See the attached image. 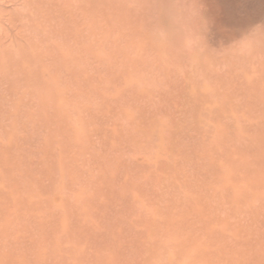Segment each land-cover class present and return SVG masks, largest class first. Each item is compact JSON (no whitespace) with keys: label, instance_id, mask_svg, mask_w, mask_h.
Masks as SVG:
<instances>
[{"label":"bare ground","instance_id":"1","mask_svg":"<svg viewBox=\"0 0 264 264\" xmlns=\"http://www.w3.org/2000/svg\"><path fill=\"white\" fill-rule=\"evenodd\" d=\"M43 1L45 2L46 0H43ZM55 1L59 2L58 5L57 3L55 5L56 6L60 5V9L62 8V6L67 5L65 7L67 8L66 10H68L69 12L73 11L74 12L73 14H75V16L78 15L77 12H80L81 9L83 13L85 11L86 14L84 13V15L85 17H88V20H87L88 22L84 20L83 21L84 24L82 25L90 27V30L92 27V29L97 30V32L101 31V29L105 27L106 30H103L104 32L109 30V32H107L106 34V37L108 33L111 34V36H109L110 43L115 44V45H117L116 43H120V44L123 43L121 44L122 46L125 45V43H128L126 44L125 49H124L126 50L127 45H128V54L126 52L127 56L124 55L126 58H123L125 62L120 61L121 58L124 56H121V57L119 56V59H120L119 63L122 64V65H119V67L121 68L123 66L125 67V69L123 67L124 71H122V69L120 70L122 71V73L125 72L124 76L127 78V85L125 86L127 88L126 89L127 99L125 100L126 102L123 100L125 104H123L122 106H125V105L132 106V108L134 109V113L128 117L129 119L128 121L134 122L136 130L141 133V135L139 136L135 132L134 136L137 135V137L138 136L139 138L141 137L140 138V141H142L141 143L143 144L144 142V144L147 145L149 151L152 150L155 154L156 153L155 150H156L157 157L154 158L153 157L154 154L152 156L151 152H150L151 154L147 152L149 155H151L152 158L151 160L149 159V161L151 162L153 161V163H155V166H154V164H152L151 162L150 163L144 162L142 155L140 156L142 157V159L141 158L135 159L136 157H133L132 156L133 153L131 152L132 154L130 153L129 155H131L135 160L133 159L134 162L130 166V167H133V169L132 170L129 169V171L127 170V172H130V171L133 172V170L143 171V176H145L143 177V179L150 178V182H151V178H152L154 180V183L157 181L162 182V181L170 180V182L169 181H166V182L168 184L170 183L174 187L179 188L178 194L181 193V192L179 193V191H181L180 188L185 189L186 190L185 192H188L187 193L188 198L186 199V201H184V204H181L176 201L174 202V200H176L175 198L173 201L168 200L169 202L171 201L173 202L171 203V205L168 204L169 208L167 207L168 209L171 208V211L166 212L164 211V208H163L161 209L162 213H160L159 216L153 217V216H156V215H153L151 218L150 216H146V212H144L143 209L139 210L136 208V204L138 206L140 202L139 201L136 202L134 200V198L141 199L144 202V206L145 204L149 205L150 203H152L153 201L152 197L154 196V193L151 192V194L148 195L149 192H147L146 194L144 191L145 185L142 186V185L137 184L139 181H137V183L134 184L137 180L135 179L132 187H130L132 188L131 189L133 190L132 194L134 195H130L131 193H128L127 191L126 192L118 191L115 187V185L118 186V184H121L122 186V184L124 183L125 184L127 182L130 183V180L132 178L131 176L133 175L132 172L128 173L129 175L132 174L131 176H128V175L123 176L122 174L121 176L115 175L114 181L112 180L113 182L110 186H108V184L106 183L107 182V179H106L105 183L107 187L102 188V189L100 188L99 189L100 193H98L99 191L97 192L98 196L100 195L103 197L105 204H106V209L100 212H97V211L91 212V210L89 209L90 210L89 212L92 216V217L91 216L89 217L93 219L96 224L107 223L109 227L106 230L108 231H111L109 228L114 229V227H116L117 229V227L119 226V222H120L116 215L118 214V211H116L117 213L115 214V217H113L114 214L112 213L115 211L116 207H119L122 205L124 209V213H126L125 216H127V213L135 212V214L131 215L133 217L127 216L126 218L130 220V217H131V224L133 227H130V226L129 227L132 229L134 228L133 233L136 234L137 236L136 237L133 236V240H130L131 238H129L128 240H130V242L127 243L128 241L126 239L125 240L127 242L122 240L126 236L125 229H122V230H117V232L115 233V237H116L115 239H113V237L111 238L110 236H108L111 238V240H109L107 237V234H104L103 231L102 233L101 230H99L100 228L98 230L101 233H99V231L98 232L92 231L91 227L88 228L90 225L89 226L84 225V224L75 225L76 220L75 222L70 221L69 224L72 225L70 227H73L72 229L74 231V234L76 235L78 242L83 241V242L89 243L91 244L89 246L92 248L96 246V249H94L96 253H92V255L90 256L93 260H90L89 259L90 257L88 256L89 257L88 261H90V264H93V263L95 264H138V263L139 264H264V0H60V1L48 0V2L50 3V6L51 5L53 6ZM26 2H29V0H0V8L1 10L2 8L11 9L13 11V14H15L14 13L15 11L17 13V10H18V14L20 15V18L25 16L24 17L25 19L23 18V20L25 21L27 20V23H29L30 21L28 19L29 17L28 14L31 11L27 13V16L26 14L22 12L23 13L22 17H21L22 13L19 12L21 11L19 9L26 6L27 4ZM48 2H47V7H48ZM63 3L65 4L63 5ZM75 3L76 4L78 3V5L81 6V9L77 10V7L79 6L78 5L76 6ZM31 4L34 7V9L39 10L37 11L38 14L41 12L40 11L41 6L42 7L44 6L42 1H41V4L38 5L39 9H37L38 6H36L35 3L33 5L32 1H31ZM71 5L72 6L75 5L76 8L73 9ZM68 6L69 7L71 6L70 8L72 9L69 10ZM17 7H19V9ZM55 7H54V10H55ZM43 8H45V6ZM60 9L59 11L63 13V16H64V13L67 12V16L63 17L64 19L70 17L69 16L70 13H68V11L63 10L64 11L63 12ZM57 10L55 14L59 13L57 12ZM43 11L42 13H40V15L44 13ZM51 11L50 12L47 11L48 15L46 12L45 13L47 16H49V18L51 17L50 19L52 22L51 21L50 22L52 24L53 23L52 19H54L53 18L54 15H52V13L54 14V11L52 12ZM49 13H51L52 16H50ZM18 14L14 15L17 21L19 18ZM33 14H36V11ZM73 14H70L71 15L70 19L73 17L72 16ZM79 14L81 15V13ZM1 16H3L2 19L6 21L3 11H2ZM36 16L38 15H35V17ZM45 16H44V20L47 17ZM83 17L82 19H86ZM76 18L77 17H75V19ZM56 19L55 21L57 22ZM44 20L43 22L42 20H38V22L40 21L39 22L40 24L41 22L42 24H44ZM17 21H16V26L15 24H13L14 22H12L13 25L12 24L10 25L12 27L14 26L15 28L18 27L17 29H20V26H17L19 24V21H18V24H17ZM25 21L24 22L21 21V24L25 25ZM55 21L54 23H56ZM58 21H60V19ZM81 22L79 20V25L81 24ZM1 23L3 24L2 21ZM47 23H49L48 20H47ZM64 23L66 24V22ZM70 23L66 24L67 28L71 26ZM56 24H58V22ZM72 24L74 23L72 22ZM74 25H78V24H74ZM59 26L57 25V27ZM31 27L33 28V26ZM76 27H80V26H76ZM25 28L26 27H23V29ZM72 28H73V25H72ZM100 34H102V31L101 33L99 32L98 35L103 36ZM97 37L95 38L97 39L96 42L98 43L99 42L98 40L100 37L98 38ZM0 39H3L2 36ZM10 39H12V36L10 37ZM101 39H105V38H101ZM105 40H102V41L106 43ZM100 43H103V42H100ZM108 46L109 45H107V47ZM117 50L119 51V49ZM112 52L114 54L116 53L114 50ZM123 53L124 52H123V47H122L121 55H123ZM114 54L112 57L114 58V62L112 63V66L114 65L116 60L118 61V58H117L118 55L116 54V56H114ZM111 61H112L111 59L108 60V62H111ZM117 64L118 63H116V66ZM116 66L114 65L115 68H117ZM110 67H108L109 68L108 72H110ZM145 68H147V70L149 69L151 71V74L153 71L154 72L153 74H156L157 76L155 77V75H152L153 79H155L153 81H158L163 86L162 87L163 90L160 89L161 90L160 92L157 90L159 86L156 87V89L154 88L155 85L153 86L154 88L153 93L154 94L159 93L158 95H156V97H158V100L157 98H155V96H153L156 100L153 102V105H152V100H151L152 98L150 97L151 93H149V91L152 92V90H149L150 88L148 89V86L151 87L150 84L153 83L152 78H150V80L147 81L149 83H146V84L142 83V85H148L147 87H145L146 89L144 90H139L140 85L138 86L137 84L138 83L140 84V80L139 82L137 81L138 79L136 80V82L138 83H135L133 81L134 80L133 78H136L135 74H137V71H138V75L140 73L139 71H141V74H142V70L144 71ZM101 70H99L100 73H102ZM106 70L107 69H105L104 71ZM120 70L119 72H121ZM117 71L115 70L116 74L118 73L119 80H118V77H116L118 81L114 83L110 81L109 82L110 85L121 83L122 79L120 80V75H119L120 73ZM97 72H98V68H97ZM110 73L112 74L113 72L111 71ZM146 73H149V72L147 71ZM143 74L145 75V71ZM143 74H142V77H143ZM146 76H144V78L142 79L146 80L147 77H150L149 74L147 77ZM92 77H91L92 79L91 81L94 80ZM86 78L88 79L89 77H86ZM97 78L98 77H96V79ZM112 79L113 78L109 80H112ZM83 80L85 81V79ZM100 83L102 82L100 81ZM78 84L80 85V83ZM105 85L106 84H104L103 86ZM82 86H84V84H82ZM117 86H120V84ZM117 86H116V90H118ZM137 86L139 89L137 88ZM76 89L78 91V87ZM126 90L124 91L126 92ZM94 91L92 93L93 96H94ZM107 91L108 90H106L105 92ZM121 91H122V88H121ZM80 92H81V89H80ZM111 92H114V90H112ZM90 94H91V91L89 95ZM115 94L117 95L116 92ZM93 96L91 95V97ZM108 96L111 97V95H108ZM118 96H121V94ZM118 96H117V99H118ZM98 97L100 98L99 94H98ZM104 98H106V95ZM113 99L114 98L112 99L109 98L107 101L110 102L111 100L113 101ZM120 100H122V97ZM120 100H119V104L121 106L122 101L120 102ZM114 102L117 104L116 100H114ZM115 107L112 104L111 105L105 104L103 109L102 107L101 108L98 107L101 109V114H99V116L98 115L94 116V119L98 120L99 123H101V125L104 127L102 130H100L102 128L100 125L101 128L100 127L98 128L100 131H97L98 129L96 131L94 130L91 136H93L92 139H96L97 141H99L101 145H103V147L104 146L107 147L104 149L105 155L106 153L110 155V153L114 151L123 150L124 148L126 149L123 151L127 152V154L131 151L127 149L128 147L127 143L129 141L126 143L127 145L126 147L123 142L124 139H122V137H124L125 133L121 130L123 132V136H122V134L120 135L119 131L117 129H114L113 126H112L113 129H110L111 127L110 125L112 124L111 118L115 117L116 115H119L120 112L125 110V109H121V107L119 108L118 106L116 108ZM123 116L125 117V115ZM123 116L121 115L120 117H123ZM90 117L91 116H88V118ZM116 118H119V117L116 116ZM162 119H166L168 122L167 123L168 128L166 129V127H164L163 130L166 129L169 131L167 133V135L169 134L168 135L169 138L168 140H166V142L165 140H163L165 144L162 143L163 145L159 147V143L157 146V142L161 138V134L163 131L161 130L162 129L161 125L166 123L165 120H162ZM89 120H91V118ZM83 122H85L84 119H83ZM120 123L121 122H119V124ZM125 123L127 122H124V124ZM200 125H203L205 128H202V126ZM127 126L129 125L127 124ZM199 127L202 128L204 131L200 132V130L202 129L198 130ZM119 128L120 127H118V129ZM125 129H126V125L123 130L125 131ZM136 130H133V132ZM87 131L90 132L89 130ZM128 131H131V130L128 129ZM86 134H90V133H86ZM163 134H162V137H163ZM134 136L131 139L139 143V141H137V137L134 138ZM195 136L197 137L199 136L198 139L202 138L203 141H205V144H202L203 143L202 141L200 145L199 143L197 144L199 146H202L203 150L201 147L197 148L198 151L202 150V152L200 151L198 153L194 149V147L195 148L197 147L196 143L198 140L196 138V141H195L196 143H193V138H195ZM87 137H89V135ZM127 137H129V135ZM190 138L191 140L189 141ZM84 139H85V136H84ZM5 146L6 145H3V147ZM129 146L132 147L133 149L135 148V151L137 150L136 147H133L135 146L134 144L129 145ZM18 147H19V144H18ZM144 147L145 146H143V148ZM92 150L90 149L89 151H92ZM148 150H143V151L146 152ZM47 152L49 153V151ZM136 152L139 153L138 151ZM136 152L134 153L135 155H136ZM44 153L45 152H43V154ZM77 153H80V156H81V152H77ZM118 154L119 152L116 153V155ZM127 154L125 153L124 156L126 157ZM141 154L143 153L141 152ZM4 155L6 158L5 153ZM121 155L122 154H119L120 158H121ZM2 156L3 154L1 155V158ZM81 157H83V155ZM162 157L165 158L163 161L161 159ZM147 158H150V156ZM80 160L82 161V159ZM86 160L88 161L89 159L86 158ZM87 161L84 160V162H86L87 164V168H89L90 161L89 162ZM106 161L107 160H105V162ZM109 161H110V158H109ZM115 161L116 160L114 159V162ZM128 162H127V165H128ZM116 164H122V163H120V161H118L117 163L116 161L115 165ZM179 165H184L185 166L184 168L188 166L189 172L187 171L188 173H184V171L183 172L179 171L177 169ZM3 166L0 165V167L2 168ZM91 167H93L92 163H91ZM96 167L97 165L95 166V168L94 167L93 168L97 169ZM98 167H99V164H98ZM108 167L111 169V165H109ZM124 167L125 166H122L121 171L125 169ZM188 167L186 169H188ZM2 168L0 169L3 170V172L5 169V172H6L7 169L6 168L2 169ZM113 168H115V166H113ZM184 168H179V169H184ZM117 169L115 168V171L119 175V171H117ZM44 170H46V168H44ZM52 170L54 171V169ZM137 171L135 172V176L137 175L136 174ZM3 172H1L0 175H2ZM102 172L105 173L106 171H102ZM53 173L55 174V172ZM104 173H103V176H104ZM107 173H109V171ZM121 173L124 174V171ZM139 173L140 172H138V175ZM140 176L141 175H139L138 177ZM195 176H198V179L201 177V180L199 179L200 182L194 181L193 177ZM48 178L49 176L46 179L48 180ZM1 180H2V177L0 178V181ZM94 182H96V180ZM150 182L149 180L147 181V183H150ZM2 183H5V182H2ZM151 183L153 184V181ZM151 183H150V186H151L150 189L152 188ZM143 184H144V180H143ZM94 185H93V189L96 188V186L94 187ZM147 186H149V184H147ZM14 187H16V185ZM24 187L27 189V186H24ZM84 187H86V185ZM90 187L92 186L90 185ZM123 187H126V185H123ZM159 187L160 186L157 187V190ZM8 188L9 186L6 189ZM72 188L75 189V187H72ZM127 188L128 186L125 189ZM168 188L171 189L170 187H167V189ZM19 189L23 191L22 185L19 186ZM123 189L124 188H122V190ZM164 189H161V190L164 191ZM153 190L154 188L152 189V191ZM161 190L159 192H161ZM3 191H7V190H3ZM3 191H0V193ZM28 191H26L27 194L30 193V189ZM93 191L95 192V190ZM163 191H162V194H163ZM170 192L172 193V190ZM3 194H2V197H3ZM17 194L18 192L16 193V195ZM152 194L153 196L151 197ZM6 195H8V193ZM6 195H4L5 198H6ZM49 195L51 194H48V196ZM169 195L171 194L169 193ZM172 195L173 197L175 196L174 192L172 193ZM158 196H161L160 193L158 194ZM167 196L168 194L166 195L165 198L162 197V199L165 200ZM176 196L178 198V195ZM57 197L55 199H57ZM84 197H87V195L83 196L82 198ZM182 197L183 196H181L180 200L186 198V197L184 198ZM19 198H22V196ZM42 198L44 197L42 196ZM7 199L11 200L10 197H7ZM38 199L40 201V197ZM65 200H66V197L64 201ZM73 200L74 198L72 199V202ZM36 201L34 203H36ZM45 201H47V198L45 199ZM67 201L71 202V199L69 200L68 198ZM11 202H10V205H11ZM158 202H157V205H158ZM2 203L3 202H1V204ZM22 205L23 204H21V206ZM21 206H20V209H21ZM25 206L26 205L24 204V207ZM146 207L148 206L146 205ZM162 207H163V203L160 208ZM12 208H16L15 210L18 211L17 216H20L23 213V211L22 213H20L19 210H17L18 208L17 206H14ZM33 208H34L33 212L37 210L39 211L38 207H37L38 209H35V207ZM53 208L54 206L51 207V209ZM77 208L79 209V207ZM4 209L5 207L3 208V211ZM26 209L27 208H25V210ZM56 209H58V205ZM31 210L32 209H30V211ZM3 211L0 210V218H1V215L3 214L6 215V217L5 216L3 217L8 218L9 217L7 215L8 211L7 213H6V210L4 211V213ZM47 212L48 211H46V213ZM51 212L52 211L50 210V214ZM149 212L150 211H148L147 213L148 215H149ZM10 213L11 212H9L8 214ZM41 214H42V210H41ZM157 214H158V211H157ZM25 215L27 216V213ZM37 215L39 218L41 217V215L40 216L39 214ZM42 215L44 216V214ZM53 215L54 214H52V216ZM13 216H15V220H17L16 212L14 214H11L10 218ZM20 217H22L23 219L24 216L22 215ZM38 217H37V223L40 224L41 222H39L40 219ZM42 217H41V220H42ZM45 217L48 218V216L45 215L43 222L47 221L48 223L49 220L48 219L46 220ZM56 217L58 218L57 214H56ZM10 218H8L6 222L8 223V225L9 223L13 224L14 217L12 218L13 220H10L11 222H9ZM52 219H54L55 221L54 217ZM26 220H27V217H26ZM34 220H36V218H34ZM79 220L80 222L83 221V219L81 220L80 218ZM124 220L125 219H123V221ZM1 221H4V220L1 219L0 222ZM86 222H88L89 224L90 221H86ZM153 222L157 223L156 224L157 228L151 227ZM28 223L30 222H27V224L24 223L25 225L22 224L20 227H22L23 225L28 226ZM37 223H34V224L37 225ZM16 224H17L16 225L17 227L19 225V219H18V222H16ZM55 224L53 223L54 226ZM36 225H35V228L40 227ZM53 225H50V228H52ZM127 225H129V223ZM0 226L2 227V228L0 227V229H2L0 231V236H1L0 239L4 241L5 237L2 231H4V229L6 228V225H4L5 226L4 229H3L4 226H2V224ZM31 227L32 225L31 226L29 225V228ZM10 228L12 231V226H10L9 229ZM33 228H34V225L32 229ZM41 228H42V225H41ZM14 229H13L14 231L13 233L15 234L17 230L15 229L16 230L15 231ZM19 229H18V232L20 233L22 229L20 231ZM44 229L46 230V227ZM53 229L55 232L58 231V228L56 229L55 227H53ZM6 230H8V227L6 228ZM63 230L65 231H61V232L58 231V233H60V237H62L64 241V237L70 238V236L72 235H70V233L66 231L68 230L66 229V226ZM126 230H129V229H126ZM130 231L131 230H129V232ZM6 233L4 234L6 235ZM31 233L32 231H30L29 233L30 236H31ZM48 233L46 232L45 234L48 235ZM50 235L52 238L53 232ZM108 235H110V233ZM13 236L14 235H9V236L7 235L8 245H10L9 240ZM126 237H129V235ZM19 239L20 241L18 244L20 243L22 244L24 238L22 239L19 237L18 240ZM29 239L30 238L28 239L25 238L24 241L26 242H23V244L29 245V241H30ZM38 239L41 241V237ZM149 239L151 241H149ZM36 241L37 240L35 239V242ZM35 242L33 244L34 246L29 245V247L32 246L30 248H33V247L36 248ZM5 243L4 245H6ZM21 244L20 246H23ZM37 244H38L37 246L39 247V251L43 249L41 246L45 247L46 249L48 248L42 245L43 243L42 244L37 243ZM62 244L64 243L62 242ZM52 245H54V243ZM86 245L85 247H87ZM2 246L3 245H0V248ZM11 247L13 249V246ZM11 247L8 248V250L11 249ZM15 247L17 250L18 248L16 244H15ZM129 247H132L130 251H132L133 248H137L136 250H138V253L137 251L135 253L134 251L130 252ZM21 248L22 247H20V249ZM97 249L101 251L103 249V252L111 251L112 257L111 258L109 257L110 258L109 260L107 258L104 259L105 258V257L103 258L104 253H102L101 251L98 252ZM21 251L25 252V250H21ZM63 251L61 250L60 253ZM86 251H89L87 252L88 254L90 253V250H86ZM20 253L21 252H19L18 250L19 255L16 254L15 256L14 255L15 253L12 252L10 253L11 256L10 255L7 256L6 252L5 253L1 252L0 255L4 254L5 256H0V264H24V263L25 264L26 263L27 264H40L39 262L40 258L37 254L31 256V253H29L30 255H27L28 254L27 252L25 253L26 255L23 256V255H20ZM35 253H37V250ZM52 254H53V251H52ZM71 254H73V252ZM78 254L79 253L76 252V256ZM61 255L64 256L66 255V253L60 254V256ZM85 256H87V254ZM54 257H55V253H54L53 258ZM58 258L60 257L57 256L56 260ZM64 258L62 259L64 260ZM54 259H52V261ZM84 260L85 259L82 258L83 262ZM48 261L50 262L49 259ZM58 261H59L58 263H61L60 260ZM66 261H67V257L65 259L64 264L66 263ZM88 261H87V264H89Z\"/></svg>","mask_w":264,"mask_h":264},{"label":"rangeland","instance_id":"2","mask_svg":"<svg viewBox=\"0 0 264 264\" xmlns=\"http://www.w3.org/2000/svg\"><path fill=\"white\" fill-rule=\"evenodd\" d=\"M31 1H32L33 5L35 3L36 6L41 4V1H42V3L44 4L46 9L43 8L44 6L42 7L40 5L41 6V9H40L41 12L40 13H42V11L44 10L43 12L44 13L46 12L48 15L47 11H49V12L51 10L54 11V14L52 13V15H54L53 16L54 19H52V20L54 23L55 19L57 18L56 20H57L58 24H56L57 23L56 21H55L56 23L51 24V22H52L50 19L51 17L49 18V16H47L46 13L45 14L43 13L44 15L43 14L40 15V13L38 14L37 11H39V10L34 9V7L31 4ZM41 1L40 0H29L30 3L26 2L27 4L23 8L19 9V7H17L19 10H21L19 12L20 13L23 12L24 14H26V16H27V13H29L31 11L29 13L31 15L28 14V16H29L28 19L30 21L29 23H27V20L26 21L23 20V18L25 17V16L22 17L23 13L21 14L22 18H20V15L18 14V10L16 13V11L13 9L15 11L14 13L18 14V16H19L18 21H19L20 25L18 24V21L16 20V18L14 16L15 14H13V11L11 9H3L2 8V10H1V8H0V11H1L0 12V17H1L0 23H1V21L3 22V24L1 23V25H0V27H1L0 28V38H1V36L3 38V39H0V160H1L0 165L1 166L4 165L3 168L2 167H0V168H2V169L6 168L7 169L6 172L4 169L5 173L3 172V170L0 169V174H1V172H3L2 175H0V178L2 177V180L0 181V187H1L0 191L7 190V191H3L4 194H3V192L0 193V199L2 200V201L0 200V205H1L0 210L3 211V208L5 207L4 211L6 210V213H7V211H8V213L11 212L10 214L7 213V215L9 216L8 218H10L11 214H14L15 212H16V216L18 215L17 214L18 211L15 210L16 208H12L14 206L18 207L17 210H19L20 213H22V211L24 213V214L22 213L20 215V216H22V215L24 216L23 219H22V217L17 216V218H16L17 220H15V216H13L14 217V220H13L12 219L13 217H11L9 219V222H11L10 220H13V224L9 223V225H8V223H6L8 220V218H5L6 215L5 214L1 215L0 220L1 219L4 220L5 223H4V221H1L0 225L1 224H2V226L6 225V228L8 227V230H6L5 226L3 227V229L4 228L5 229H4V231H2V233L5 237V239H4V241H2V239H0V245L4 246V247L2 246L3 248L1 247L2 249L0 248L1 249L0 253L6 252V255L8 256V255H10V253L13 252V253H15L14 255L16 256V254L19 255L18 254V250H19V252H21L20 255H23V256L26 255L25 253H27V252H28L27 255H30L29 253H31V256L37 254L40 258V260H39L40 264H64L66 257H67V261L65 264H68V263L69 264H87V261L89 259L93 260L90 256L92 255V253H96L94 251V249H96V246H94V248H92L89 246V245H91L89 243H86L83 241L78 242L76 235L74 234V231L72 229L73 227H70V226H72L69 224L70 221L75 222V220H76L75 225H78V224H80V225L84 224V225H88V226L90 225L88 228L91 227L92 231L98 232L99 230H101V232L103 231L104 234H107V237L110 236L111 238L113 237V239L116 238L115 233L117 232V230L125 229V234H126V236L129 235V237L125 236V238L122 240H124L125 242L128 241L127 243H129L130 240H133V236L136 237L137 235L133 233L134 228L132 229L130 227H133L131 224V217H133V216H131V215L135 214V212L127 213L128 217L131 216L130 220H129L128 218H126L127 216H125L126 213H124L123 206L121 205L119 207H116L115 211L112 214H114L113 217H115V214L117 213L116 211H118V214H116V215H117L120 222H119V226L117 227V229H116V227H114V229L109 228L112 231L111 232V231L106 230L109 227V225L107 223H105V224L100 223L101 225L96 224L95 221L89 217V216H91L89 211L90 210H91V212L92 211L93 212L94 211H97V212L104 211L106 209V204H105L103 197L100 195H99L100 196L99 197L97 194L99 189L107 187L106 183L108 184V186H110L112 184V182L114 181L115 175L121 176V174H122L123 176L124 175L131 176L132 174L129 175L128 173H131L132 171L127 172V170L129 171V169L130 170L133 169V167H130V166L133 164L134 160L137 158L142 159V157H140L142 155L144 162L150 163L151 161H149V159L151 160V158H152L151 155L153 156L154 152L152 150L149 151L147 145L144 144V142H143L144 145L141 143L142 142V141H140L141 137L139 138L141 133L136 130L134 122L128 121L129 120L128 117L134 113V109L132 108V106L125 105L126 108H125V106H122L123 104H125V102H126L125 100L127 99V90H126L127 88L125 87L127 85V78L124 76L125 72L122 73V71H124L125 67L123 66L124 69H123V67L122 68L119 67V65H122L119 62L120 61L125 62L123 60V58H126L124 56V55H126V52L128 54V45H127L126 50H124V49H125L126 44H128V43H125V45H123V46L121 45L123 43H121V44L116 43L117 45L112 44L109 42V36H111V34L108 33V35L106 37V34H107V32H109V30L106 32L103 31V30H106L105 27H103L101 29L102 34H100V35H103V36H99L98 34H99V32L101 33V31L97 32V30L92 29V27L90 30V27L82 25V24H84V22H83L84 20H86V22H88L87 21L88 17H85L84 13L86 14V12L84 11V13H83L81 6L78 5V3L77 4L75 3L76 6L78 5L80 7V8L77 7V10L78 9H81V10H80V12H77L79 16L78 15L75 16V14H73L74 13L73 11L69 12L68 10H66L67 8H65V7L67 5H64L65 3H63L64 6L61 5L63 9L62 8L60 9V5L59 6L55 5L56 3L58 5L59 2L55 1L53 6L51 5L52 6L51 7L48 0L45 1L46 3L43 0H41ZM58 1H60V0H58ZM47 2H48V7H47ZM28 3H29V5H28ZM60 3H62V2H60ZM30 4H31V6H30ZM28 6H30V7H28ZM74 6H72L73 9L76 8V6L75 7ZM54 7H55V10H54ZM70 7H69V10L72 9ZM17 8H15V9H17ZM37 9H39V6L37 7ZM59 9L62 11L63 10L68 11V13L73 14L72 15L74 17V18L72 17L73 20H72V18L70 19V17H71L70 14H69L70 17L64 19L63 17L67 16V12L64 13V16H63V13L61 11H59ZM56 10H57V12H59V13L61 12L62 14L61 13H60L61 15L59 13L55 14ZM2 11H3V14L6 18V21L2 19L3 18V16H1ZM35 11H36V14H33ZM79 13H81V15ZM49 14H50V16H52L51 13H49ZM35 15H38L39 18H38V16L35 17ZM42 16H43V18H42ZM44 16L46 17L45 20L47 19L49 23H47V20L46 21L44 20ZM75 17H77L76 18L77 21H76ZM82 17L86 18V19H82ZM37 18H38V20H42V22L44 20V24H42V22L40 24L39 23L40 21L38 22ZM58 18L60 19V21H58L59 20ZM78 19L80 20V22L82 21L80 25H79ZM15 20L17 21V24H18L17 26H20V29H17L18 27L15 28L14 26H13L14 27L13 28L10 25V24H12V22H14L13 24H15V26H16ZM70 20H72V21H70ZM21 21L22 22L25 21L26 26L21 24ZM62 21L66 22V24L71 22L70 23L71 26L70 27L68 26L69 28H67V25ZM72 22L74 24H78V25H74V24H72ZM57 25L58 26L60 25V26L57 27ZM72 25H73V28H72ZM31 26H33V28ZM42 26H43V28H42ZM76 26H80V27H76ZM23 27H26V28L23 29ZM92 31L94 34L92 33ZM11 36H12V39H10ZM97 36L100 37L98 40L99 41L98 43L96 42L97 39L95 38ZM15 37H17V38H15ZM101 38H105V39L107 38V39L105 40V39H101ZM102 40H105L106 43H104V41H102ZM107 40H108V42H107ZM100 42H103V43H100ZM107 45H109V46L107 47ZM110 45H111V47H110ZM116 47H117V49H119L120 52L116 49ZM122 47H123V52H124L123 55H121ZM115 49L117 50V52ZM110 50H111V52L114 50L116 53L115 54L113 52L111 53ZM113 54H114V56H116V54L118 55L117 56L118 61L116 60L114 63L115 66H116V63H118L116 66L117 68H115L114 65L112 66V63L114 62V58H112ZM119 56L120 57L124 56V57H122L120 60ZM96 59H98V60H96ZM110 59L112 61L108 62V60H110ZM123 65H124V63H123ZM108 67H110V72L111 71L113 72L112 74L110 72H108L109 71ZM118 67H119V69H118ZM97 68H98V72H97ZM105 69H107V70L104 71ZM117 69H118V71H117ZM120 69H122V71ZM99 70H101L102 73H100ZM115 70L117 72H119V70L121 71V72H119L120 73L119 74L120 80L122 79L121 83H119L120 86H117V85H119L118 83L114 84V85H112V84L110 85V83H109L110 81H112L114 83V82L119 80L118 73L116 74ZM144 71H145V75L143 74ZM144 71L142 70L143 77H142L141 71H139L140 72L139 75H138V71H137V74H135L136 78H133L134 79L133 81L135 83H138L140 80V84L139 83L137 84L138 86L140 85V89L137 86V88L139 90H144V89H146L145 87L148 86V85H142V83H145V84L149 83L147 81L150 80V78H152V81L155 80V79H153L152 75H155V77H157L156 74H153L154 73L153 71L151 74V71L149 69L147 70V68H145ZM147 71L149 73H146ZM121 73H122V75H121ZM91 74L92 75L94 74L93 77ZM146 74H147V76L149 74L150 77H147ZM111 76H113V77H111ZM144 76L147 77L146 80L142 79V78H144ZM86 77H89V78L87 79ZM91 77L94 79L93 81H91L92 80ZM96 77H98V78L96 79ZM116 77H118V80L116 79ZM111 78H113L114 80L113 79L109 80ZM83 79H85V81ZM105 80H107V81H105ZM136 80L138 82H136ZM97 81H99V82H97ZM100 81L102 83H100ZM143 81H145V82H143ZM76 82L80 83V85ZM154 83H156V84H154ZM82 84H84V86H82ZM104 84H106V85L103 86ZM150 85H151V87L148 86V89L150 88L149 90H152V92L149 91V93H151L150 97L152 98L151 100H152V105H153V102L156 101L155 98H157V100H158V97H156V95L159 94V93L154 94L153 89L154 88L156 89V87L159 86V88H157V90L160 92L161 90H163L162 89L163 86L158 81H153V83ZM154 85H155V87L153 88ZM112 86H114V87H112ZM116 86H117L118 90H116ZM77 87H78V91L76 89ZM95 87H96V89H95ZM121 88H122V91H121ZM80 89H81V92H80ZM89 89L91 91L90 95H89V93H90ZM92 89H93V91L95 90L94 96L92 94L93 93ZM100 89H101V91H100ZM106 90H108V91L105 92ZM112 90H114V92H111ZM124 90H126V92ZM145 91H147V90H145ZM115 92L117 93V95L115 94ZM124 92H125V94H124ZM112 93H114V94H112ZM119 93L121 94V96H118V95H120ZM98 94H99L100 98L98 97ZM91 95L93 97H91ZM105 95H106V98H104ZM108 95H111V97ZM117 96H118V99H117ZM153 96H155V98ZM121 97H122V100H120ZM86 98H87V100H86ZM109 98L110 99L114 98V99H113V101L111 100L110 102H108L107 100ZM105 99H106V101H105ZM114 100L117 101L118 105L114 102ZM119 100H120V102L122 101L121 106L119 104ZM123 100L125 102H123ZM105 104H109V105L112 104L114 107L116 105V107L118 106L119 108L121 107V109H125L124 111L120 112V114H119L120 116L125 115V117L124 116L120 117L119 115H116L119 118H116V116L112 117L111 118L112 124L110 125L111 127L110 126L109 127H110V129H113V128L117 129L119 131L120 135L122 134V136H123V132L125 133L124 137H122V139H124L123 142L125 144V147L128 145L127 149L131 150L128 154H127V152L123 151L126 149V148H124L123 150L114 151V152L110 153V155L108 153H106V155H105L104 149L107 147H105V146L103 147V145H101V143L99 141H97L96 139H92V137H93V136H91L92 132H94V130L96 131L101 125V123H99L98 120L94 119V116H96V115L99 116V114H101L100 108L102 107V109H103ZM155 104H156V102H155ZM89 106H90V108H89ZM98 107H100V108H98ZM121 113H123V114H121ZM88 116H91L90 117L91 120H89L90 118H88ZM83 119L85 120V122H83ZM162 120H165L166 123L161 125V127H162L161 130H163L164 127H166V129H167L168 128L167 120L166 119H162ZM119 122H121V123L119 124ZM124 122H127V123L124 124ZM13 123H15V124H13ZM127 124L129 126H127ZM125 125H126V129H125L126 132L123 130L125 128ZM165 125H167V126H165ZM112 126H113V128H112ZM200 126H202V128H205L203 125H200ZM101 127H100L101 128L100 130H102L104 126L101 125ZM118 127H120L119 128L120 130L118 129ZM130 127L132 129L134 128L133 130H136V131L133 132V130ZM202 128L199 127L198 130H200ZM128 129L131 131H128ZM87 130H89L90 132H88ZM100 130L98 129L97 131H100ZM165 130L162 131V134L164 133ZM15 131H16V133H15ZM202 131H204V130L203 129L200 130V132H202ZM135 132L137 135H139L138 137H137V135L134 136ZM168 132H169L168 130L165 131V133L163 134L164 138L162 137V134H161V138L159 139L160 141L158 140L157 146H158V143H159V147L162 146L163 144H165L166 140H168V138H169V136H168L169 134L167 135ZM76 133H77V135H76ZM86 133H90V134H86ZM130 133H132V134H130ZM88 135L91 138L87 137ZM128 135H129V137H127ZM132 135L134 136V138L137 137V141H139V143H137L135 140L133 141L131 139V138H133ZM84 136H85V139H84ZM196 138L198 139L199 136L198 137L195 136V138H193V143H196L195 142ZM129 139H131V140H129ZM200 139L197 140V143H196L197 147L196 148L194 147L195 151L198 153L200 151L202 152V150H203L202 146H199L201 141L203 142L202 144H205V141H203L202 138H200ZM163 140H165V142H163ZM190 140H191V138L189 139V141ZM199 140H200V142H199ZM130 141H131V143H130ZM14 142H15V144H14ZM126 143H127V145H126ZM184 143H186V142H184ZM198 143H199V145H197ZM18 144H19V147H18ZM133 144L135 145L133 147H136V149H137L136 151H138L139 153H137L135 151V148L133 149L132 147L129 146V145H133ZM3 145H6L7 147L6 146L3 147ZM14 145L17 147H15ZM83 146H85V147H83ZM138 146H140V147H138ZM143 146H145L144 147L145 149L143 148ZM44 147H45V149H44ZM199 147H201L202 150L198 151L197 148H199ZM2 148H3V150H2ZM46 148H47V150H46ZM90 149L91 150L93 149V150L89 151ZM97 149H99V150L101 149L100 152ZM149 149H151V148H149ZM15 150H16V152H15ZM39 150H40V152H39ZM143 150H148V151L145 152ZM47 151H49V153ZM43 152H45V153L43 154ZM77 152H81V156L83 155V157H81L80 153H77ZM102 152H104V153H102ZM117 152H119V154H122L121 158H120L119 154L116 155ZM122 152H124V153H122ZM135 152H136V155L134 154ZM141 152L143 154H141ZM147 152L149 154H151V153L152 154L149 155ZM155 152L156 153L153 156L154 158L157 157V151L155 150ZM4 153L6 154V158H5ZM125 153L127 154L126 157L124 156ZM130 153L132 154L133 157H136V158L134 159L131 155H129ZM2 154H3V156L1 158ZM113 155H114V157H113ZM145 155H147V156H145ZM149 156H150V158H147ZM29 157H31V158H29ZM164 157L161 158L162 161L165 159ZM39 158H41L42 161ZM86 158L89 160L87 161ZM109 158H110V161H109ZM80 159H82V161ZM114 159L117 161V163H118V161H120V163H122V164H116L117 165L116 166L115 165L116 161L114 162ZM122 159H123V161L125 160L124 163H123ZM161 159H159V160H161ZM84 160L87 162L90 161V165L88 163L89 168H87V164H86V162H84ZM105 160H107V161L105 162ZM131 161H132V163H131ZM1 162H2V164H1ZM127 162H128V165H127ZM91 163H92L94 168L97 165V167H96L97 169H94L93 167H91ZM151 163L154 164V166H155V163H153V161ZM98 164H99V167H98ZM34 165H35V167H34ZM107 165L108 166L111 165V169ZM112 165L115 166L116 169L118 168L117 171H119V175H118V173H116L115 168H113ZM118 165H120V166H118ZM31 166H32V168H31ZM122 166H125L124 167L125 169L123 168L124 174L121 173V172H123V171H121ZM90 167H91V169H90ZM119 167H121V168H119ZM184 167H185L184 165H179L177 167V169L181 172L184 171V173H188L189 167L186 166V168L188 167V169H186ZM44 168H46V170H44ZM179 168H184V169H179ZM52 169H54V171ZM57 170H58V172H57ZM99 171H100V173H99ZM102 171H106V172L104 173ZM108 171H109V173H107ZM112 171H114V172H112ZM136 171L133 170V172H132L133 175L131 176L132 178L130 180V183H128V182L126 184L124 183V184H122V186H121V184H118L119 187L117 185H115V187L118 191H125V192L127 191L128 193H131L130 195H134V194H132L133 190H131L132 188H130V187H132L135 179H137L134 184H136L137 181H139L140 183L138 182L137 184L142 185V186L145 185L144 191L146 194H147V192H149L148 195H150L151 192H153L154 196H153V194L151 195V197L153 196L152 197L153 201H154V202L152 201L153 205H152V203H150L149 205L145 204V206H144V202L141 199H135L133 197L136 202L137 201L140 202L139 205L141 204L140 207H139V205L137 206V204H136V208L139 210L143 209L144 212H146V216H150L152 218L153 215H156L153 217H157L160 215V213H162L161 209H163V208H164V211H166V212L171 211V208L168 209L169 208L168 204L171 205V203H173L172 201L174 200V198L176 199V200H174V202L176 201V202H179L181 204H184V201H186V199L188 198V194H187L188 192H185L186 191L185 189L180 188L181 191H179V193L180 192L181 193L178 194L179 188L174 187L170 183L168 184L166 182V181L170 182V180H166V181H162V182L157 181L154 183V180L151 178V182L153 181V184H152L150 182V178H144L143 179V177H145V176H143V171L138 170L136 173L137 175L135 176ZM53 172H55V174ZM138 172H140L139 175H141L140 176L141 178L138 177L139 176ZM141 172H142V174H141ZM103 173H104V176H103ZM62 174H64V175H62ZM46 176L47 177L49 176V178H48L49 181L46 179L47 178ZM107 176H108V178H107ZM102 178H103V180H102ZM106 179H107V182H106ZM142 179L144 180V184H143ZM193 179L195 182H198L199 179L201 180V177L198 179V176H195V177H193ZM41 180H43V181H41ZM67 180L70 182H68ZM95 180H96V182H94ZM148 180L152 185L151 189H150V187H151L150 183H147ZM2 182H5V183H2ZM100 182H102V183H100ZM23 183H25V184H23ZM97 183H98V185H97ZM158 183H159V185H158ZM18 184H19V186L22 185V189L24 186H27V189L24 187L23 191L20 190ZM129 184H131V185H129ZM147 184H149V186H147ZM15 185H16V187H14ZM85 185H86V187H84ZM90 185L92 187H90ZM93 185H94V187L96 186V188L93 189ZM123 185H126V187L128 186V188L125 189L126 187H123ZM164 185H166V186H164ZM8 186H9V188H8L9 190L6 189ZM102 186H104V187H102ZM158 186H160L161 188L159 187L157 190ZM72 187H75V189H73ZM167 187H170L171 189H169V188L167 189ZM122 188H124V189L122 190ZM153 188H154V190L152 191ZM164 188H166L167 191ZM29 189H30V193H29L30 195L27 194V192H26ZM161 189H164V191ZM93 190H95V192ZM160 190H161V192H159ZM171 190H172V193L174 192V194H175L174 197H173L172 193L170 192ZM53 191H54V193H53ZM157 191L160 193L161 196H158L159 193ZM162 191H163L164 195L162 194ZM17 192H18V194L16 195ZM7 193H8V195H6ZM98 193H100V191ZM166 193L168 194V196L164 200V199H162V197L165 198L167 195ZM169 193L171 195H169ZM2 194H3V197H2ZM48 194H51V195L48 196ZM68 194H69V196H68ZM4 195H6V198L4 197ZM15 195L17 198L15 197ZM85 195H87V197H84L85 199L82 198ZM176 195H178V198ZM21 196H22V198H19ZM42 196L44 198H42ZM169 196H171V197H169ZM181 196H183L182 198H184V197H186V198L181 199L182 200L181 201L180 200ZM7 197H10L12 202H11V200H8L9 198L7 199ZM39 197H40V201L38 199ZM56 197H57V199H55ZM65 197H66V200L64 201ZM160 197H161V199H160ZM168 197H169V199H168ZM18 198L21 200H19ZM46 198H47V201H45ZM68 198H69V200L71 199V202L67 201ZM73 198H74V200L72 202ZM7 200L11 202V205H10V202H8ZM28 200H29V202H28ZM36 200L38 201V203ZM162 200H164V201H162ZM168 200L169 201L172 200V201L169 202ZM35 201H36V203H34ZM62 201L64 204L62 203ZM160 201L163 203L162 208H160L162 206V203ZM1 202H3V203L1 204ZM157 202H158V205H157ZM159 203H160V205H159ZM21 204H23V205L21 206ZM24 204L26 205L25 207H24ZM30 204L32 207L30 206ZM43 204H44V206H43ZM57 205H58V209L61 207L59 210L56 209ZM146 205L149 208L146 207ZM20 206H21L22 210L20 209ZM36 206L39 208V211L34 210L35 212H33V209H34L33 207H35V209H38ZM48 206H50V207H48ZM52 206H54V208H55V209L53 208L54 210L51 209ZM63 206L66 208H64ZM67 206H68V208H67ZM143 206H144V208L145 207L146 208L144 209ZM43 207H45V208H43ZM77 207H79V209ZM25 208H27L26 209L27 211L25 210ZM159 208H160V210H159ZM30 209H32V210L30 211ZM12 210L15 212H13ZM41 210H42V214H44V216L45 215L48 216V218L45 217L46 220L47 219L49 220L48 223H47V221L43 222L44 216L41 214ZM50 210L52 211L51 214H50ZM121 210H122V212H121ZM4 211H3V213H4ZM46 211H48V212L46 213ZM148 211H150L149 215L147 214ZM157 211H158V214H157ZM26 213H27V216L25 215ZM36 213L39 214V216L41 215V217L43 216L42 220H41V217L39 218ZM119 213H120V215H119ZM150 213H151V215H150ZM28 214H29V216H28ZM52 214H54V215L52 216ZM56 214H57L58 218L56 217ZM121 214H122V216H121ZM63 215H65V216H63ZM3 216H5V217H3ZM66 216L68 219L66 218ZM26 217H27L28 221L26 220ZM37 217L40 219V221H39V222H41L40 224L37 223ZM50 217H51V219H50ZM53 217L55 218V221H54V219H52ZM78 217L81 220L83 219V221L80 222ZM24 218H25V220H24ZM34 218H36V220H34ZM18 219H19V225L16 227V225H17L16 222H18ZM21 219H22L23 223H22ZM123 219H125L126 221L125 220L123 221ZM66 220H67V222H66ZM32 221H33V223H32ZM52 221H54V222H52ZM86 221H90L89 224ZM27 222H30V223H28V226L26 225L27 226L26 227L24 225L27 224ZM57 222H59V223H57ZM34 223H37V225L40 227L35 228L36 224H34ZM53 223L54 224L56 223L55 226L53 225ZM128 223H129V225H127ZM22 224H24V225L22 227H20ZM156 224H157L156 222H153L151 227L157 228ZM29 225L30 226L32 225V227L34 225V228L33 229H32V227L29 228ZM41 225H42V228H41ZM50 225H53L52 228H50ZM10 226H12V231H11V228L9 229ZM65 226H66V229H68L66 231H68L70 233V235H72V236H70V238L64 237V241H63V238L60 237V233H58V231H60V232L65 231V230H63L65 228ZM19 227H20V229H19ZM45 227H46V230L44 229ZM53 227H55L56 229L58 228V231L55 232ZM127 227H129V228H127ZM17 228L19 229V231L22 229V231H20V233H19ZM26 228H27L28 232H27ZM69 228H70V230H69ZM13 229L17 233L15 232V234H14ZM48 229L50 230V232ZM51 229H52V231H51ZM126 229H129L131 231L129 232V230H126ZM1 230L2 229H0V231ZM29 230L32 231L31 236L29 234L30 233ZM25 231H26V233H25ZM9 232L12 234H10ZM44 232L45 233L49 232L48 235L52 234V232H53V235H52L53 240L51 238V235L48 236ZM101 232L99 231V233H101ZM4 233H6V235ZM27 233H28V235H27ZM37 233H38L39 237H38ZM109 233H110V235H108ZM3 235H2V237H3ZM7 235L8 236L14 235L12 237L13 239L10 238V240H9V238H8L10 245L13 246V249L10 245L7 244V242H8L7 241ZM18 236L22 239L23 238L24 239L30 238L29 239L30 240L29 245H32V246H34L33 244H34L35 239H36L38 241V242L37 241L35 242V246L37 249L35 247H33L35 249L34 250L33 248H30L32 246L29 247V245L23 244V242H26V241H24V239H23L22 244L20 243L21 245L24 246V248H23V246H20V244H18L20 241V239L18 240V238H19ZM40 237H41V241L38 239ZM110 237H108L109 240H111ZM129 238H131V239L128 240ZM73 239H74V241H73ZM68 240L70 243L68 242ZM16 241H17V243H16ZM149 241H151V240L149 239ZM62 242L64 244H62ZM81 242L83 245L81 244ZM4 243L6 245H4ZM37 243H41V244L43 243L42 245L48 247L49 249L48 248L46 249L45 247H43L39 244L43 248V249L40 248L41 250L39 251V247L37 246L38 245ZM53 243H54V245H52ZM15 244L18 248L17 250L15 247ZM27 244H28V242H27ZM86 244H88V245H86ZM85 245L87 247H85ZM8 246H10L11 249L8 250V248H10ZM27 246H28V248H27ZM66 246H68V247H66ZM20 247H22V248L20 249ZM52 247H53V249H52ZM61 247H63L64 249ZM65 247H66V249H65ZM79 247H80V249H79ZM130 249H132V247H129V251H130ZM136 249L137 248H133V250L130 252L134 251V253H135L137 251V253H138V250H136ZM21 250H25V252L21 251ZM36 250H37V253H35ZM59 250L60 251L64 250V251L60 253ZM86 250H90V253H89L90 255L87 253L89 251H86ZM52 251H53V254H52ZM100 251L101 250H98V252H100ZM46 252H47V254H46ZM72 252H73V254H71ZM76 252L79 253L77 256H76ZM101 252L104 253L103 254V258L105 257L104 259L107 258L109 260L112 257L111 251H104L103 252V249H102ZM54 253H55V257H54L55 259L53 258ZM65 253H66V255L60 256V254H65ZM85 253L87 254V256H85L86 255ZM0 256H5V255L2 254ZM45 256H47V257H45ZM48 256H49V258H48ZM57 256H59L61 259L58 258L56 260ZM33 257H35V256H33ZM62 258H64V260ZM82 258L85 259L84 262L82 261ZM48 259L50 260V262L48 261ZM52 259H54V260L52 261ZM86 259H87V261H86ZM58 260H60L61 263H58L59 262ZM108 260H106V261H108ZM88 263L90 264V261H88ZM93 264H95V263H93Z\"/></svg>","mask_w":264,"mask_h":264}]
</instances>
